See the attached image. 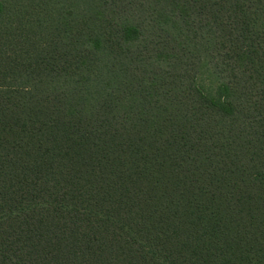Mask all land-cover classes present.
<instances>
[{
	"label": "trees",
	"instance_id": "trees-1",
	"mask_svg": "<svg viewBox=\"0 0 264 264\" xmlns=\"http://www.w3.org/2000/svg\"><path fill=\"white\" fill-rule=\"evenodd\" d=\"M0 264H264V0H0Z\"/></svg>",
	"mask_w": 264,
	"mask_h": 264
}]
</instances>
